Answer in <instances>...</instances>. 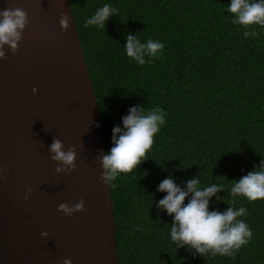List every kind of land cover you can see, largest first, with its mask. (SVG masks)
<instances>
[{
	"label": "trees",
	"instance_id": "1",
	"mask_svg": "<svg viewBox=\"0 0 264 264\" xmlns=\"http://www.w3.org/2000/svg\"><path fill=\"white\" fill-rule=\"evenodd\" d=\"M99 111L105 152L112 129L132 106L167 113L148 159L110 184L118 264H264V199L236 197L235 208L253 236L235 258L201 257L172 242V217L157 209L171 176L181 188L197 176L201 187L223 185L209 210L224 211L233 179L264 162V27L243 36L232 24L230 0H68ZM105 3L118 9L105 29L86 19ZM161 41L160 58L139 65L126 55L125 35ZM190 198V197H189ZM186 198L184 203L188 202Z\"/></svg>",
	"mask_w": 264,
	"mask_h": 264
},
{
	"label": "water",
	"instance_id": "2",
	"mask_svg": "<svg viewBox=\"0 0 264 264\" xmlns=\"http://www.w3.org/2000/svg\"><path fill=\"white\" fill-rule=\"evenodd\" d=\"M16 7L28 24L16 53L5 45L0 60V264H118L110 184L99 179V111L69 1L0 0ZM53 137L65 151L76 146L74 170L55 172ZM81 197L82 212L57 211Z\"/></svg>",
	"mask_w": 264,
	"mask_h": 264
},
{
	"label": "clouds",
	"instance_id": "3",
	"mask_svg": "<svg viewBox=\"0 0 264 264\" xmlns=\"http://www.w3.org/2000/svg\"><path fill=\"white\" fill-rule=\"evenodd\" d=\"M227 12L233 14L232 24L245 28V38H256L259 33L252 25L264 27V0H230ZM118 9L105 3L98 8L94 15L86 19L84 27L95 25L105 29V22L110 16L116 15ZM28 24L27 13L19 7L0 9V60L6 58L5 45L13 54L23 39V30ZM59 25L62 31L69 28V17L66 13L60 14ZM126 43L123 45L126 55L135 60L139 65L151 63V59L160 58L164 44L149 38L141 42L137 35L126 34ZM33 93L37 91L32 88ZM167 113L159 106L146 110L144 106H132L127 115L122 117V127L114 126L112 129V146L100 157L103 169L99 179L109 185L120 174L132 172L144 160L148 159L147 153L154 143V136L166 123ZM50 159L58 162L55 172H70L76 168V146L72 145L64 150L63 142L53 137L49 145ZM0 179H4L0 176ZM224 188L223 185L211 184L201 187L197 176L186 181L185 187L177 185L171 176L164 178L158 185L157 191L166 195L156 202L157 209H163L172 217L170 237L178 248L187 246L194 253L206 257L227 256L235 258L236 253L243 245L249 243L253 233L248 224L238 217H247L248 211L241 206L235 208V198L243 196L249 201L264 199V162L259 164V170L249 171L246 175L232 180L229 189L233 199L224 211L209 210L210 198L216 196ZM32 191L28 188L24 199ZM190 197V198H189ZM186 198L188 202L185 204ZM84 210V200L81 197L76 203H60L57 211L65 216H72L75 212ZM42 237L48 236L47 231L41 232ZM62 264H72L71 259L64 258Z\"/></svg>",
	"mask_w": 264,
	"mask_h": 264
}]
</instances>
